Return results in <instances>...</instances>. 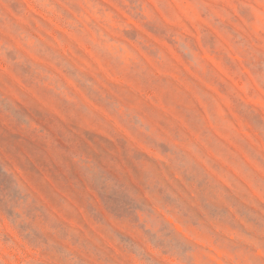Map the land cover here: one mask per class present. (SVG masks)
<instances>
[{"label":"rangeland","instance_id":"rangeland-1","mask_svg":"<svg viewBox=\"0 0 264 264\" xmlns=\"http://www.w3.org/2000/svg\"><path fill=\"white\" fill-rule=\"evenodd\" d=\"M0 264H264V0H0Z\"/></svg>","mask_w":264,"mask_h":264}]
</instances>
